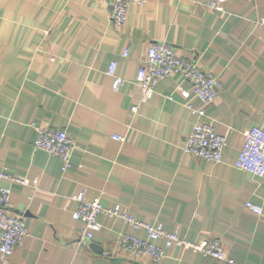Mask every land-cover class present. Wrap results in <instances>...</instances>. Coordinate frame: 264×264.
<instances>
[{"label":"crops","instance_id":"1","mask_svg":"<svg viewBox=\"0 0 264 264\" xmlns=\"http://www.w3.org/2000/svg\"><path fill=\"white\" fill-rule=\"evenodd\" d=\"M209 1L131 3L118 26L106 0H0V170L37 178L10 183L8 211L24 217L28 235L0 264H151L117 251L123 232L146 238L118 217L100 213L101 229L81 237L84 224L72 217L80 190L192 241L219 236L234 264H264V176L234 165L242 131L264 127V0H223L222 11ZM157 41L220 77L207 107L226 136L220 162L183 151L196 119L186 104L199 100L181 74L139 100L135 77ZM112 61L116 87L105 72ZM40 126L74 140L70 168L34 146ZM160 264L229 263L172 245Z\"/></svg>","mask_w":264,"mask_h":264},{"label":"built area","instance_id":"2","mask_svg":"<svg viewBox=\"0 0 264 264\" xmlns=\"http://www.w3.org/2000/svg\"><path fill=\"white\" fill-rule=\"evenodd\" d=\"M145 1L106 0V3L109 7L111 20L116 25L122 26L127 18L129 5ZM208 6L222 11L223 0H210ZM260 23L264 25V18L260 20ZM127 54L128 48L125 47L122 55L126 56ZM116 64V61L110 62L105 71L107 75L114 77L115 87L122 81V78L115 74ZM172 74H181L189 82L194 97L199 100V104L196 106L190 102L186 104L196 119L191 131L186 136L182 147L183 151L214 163L220 162L226 145V136L216 131L207 114V107L217 98L223 86L217 74L200 68L195 61L187 57L178 55L172 44L166 41H157L147 48L135 77L140 91L139 100L150 99L155 93L156 82ZM137 109V104L131 107L133 112H136ZM37 131L38 135L34 140V146L58 157L63 170L70 168L72 166L71 153L75 143L68 132L65 129L44 126H40ZM112 137L120 141L125 140V135L121 134H113ZM242 137V146L234 160V165L257 177L264 176V127L254 125L245 128L242 131ZM10 183L35 185L37 178L30 179L27 176L0 170V260L2 262L8 259L21 239L28 235L24 217L8 211L12 192ZM72 198L76 201L72 217L83 222L81 237L85 241L91 240L94 234L101 229L102 224L98 220V215L104 213L120 218L133 229H142L145 232V239L133 233L123 232L116 241L117 251L127 253L133 259L147 255L151 259V264H160L165 256V249L177 245L229 264L235 263L234 258L227 253L219 236H207L199 241H192L179 236L176 232L166 230L162 222L138 219L131 212L123 210L120 204L103 206L99 196L87 199L83 190L75 193ZM245 208L255 214H261L263 209L262 206L251 201L245 203Z\"/></svg>","mask_w":264,"mask_h":264}]
</instances>
